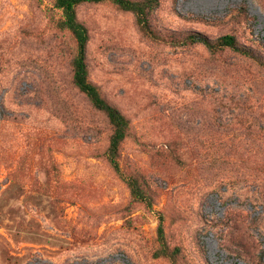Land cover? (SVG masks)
<instances>
[{"label":"rangeland","instance_id":"374dc122","mask_svg":"<svg viewBox=\"0 0 264 264\" xmlns=\"http://www.w3.org/2000/svg\"><path fill=\"white\" fill-rule=\"evenodd\" d=\"M160 3L155 28L212 37L245 4L253 21L241 41L264 49V0ZM46 7L0 0V264H170L152 258L157 218L125 211L129 190L101 157L110 128L72 86L71 40L51 28ZM80 18L91 31V80L139 137L123 145V165L153 181L156 210L179 216L171 244L190 264H264V68L201 45L153 44L110 3L83 7ZM171 146L184 165L170 154L158 165L155 152ZM48 150L73 187L58 200L36 189L49 183ZM220 153L227 164L214 163Z\"/></svg>","mask_w":264,"mask_h":264},{"label":"trees","instance_id":"16d2710c","mask_svg":"<svg viewBox=\"0 0 264 264\" xmlns=\"http://www.w3.org/2000/svg\"><path fill=\"white\" fill-rule=\"evenodd\" d=\"M36 2L39 5L46 3V14L51 28L61 34H67L71 40L70 70L72 86L95 111L103 115L108 123L110 134L101 157L113 174L129 190V203L125 208L126 213L131 214L133 208L141 207L157 218V238L152 258L154 260H165L170 264H190L184 246L182 244L172 245L168 237V228L179 219V216L156 210L157 192L153 188V181L141 171L130 170L123 165V145L128 141L139 144V137L133 128L131 119L105 95L101 86L91 80L88 60L91 31L88 24L81 20L80 10L86 6H99L110 3L117 11L130 14L141 36L153 44L173 49L201 45L214 56H220L228 51L264 68V49L262 46L260 45L261 48H257L253 44H244L241 41L239 29L250 26L253 21L249 16L247 6L243 4L231 16V26L227 32L212 37L195 29L172 31L155 28L152 23L153 14L160 8V0H36ZM198 20L207 25L218 24L216 21H208L204 18ZM250 135L257 136L259 134L255 133L253 135L251 133ZM261 135L264 137V134ZM229 149L230 152H237V145L230 144ZM167 150V154L162 150L155 152L158 163H161L166 155L170 154L172 162L176 165H184L185 162L179 156L175 146H171ZM213 161L218 165H225L229 162L228 157L223 153L219 154V158L214 156ZM164 164L165 162L158 165ZM41 165L48 174L49 183L43 189L38 184L36 189L43 191L46 195L55 196L57 200L58 195L73 189L72 186L61 183L58 165L52 158L50 150L41 154ZM260 168L264 170L262 166ZM25 171L24 165L20 164L17 176L24 175ZM224 224L230 227L231 220L228 218V221Z\"/></svg>","mask_w":264,"mask_h":264}]
</instances>
